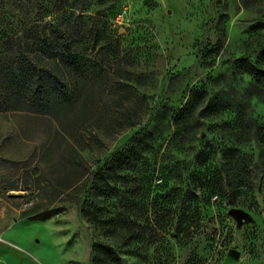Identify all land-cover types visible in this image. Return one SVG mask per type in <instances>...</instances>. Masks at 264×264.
<instances>
[{"label":"rangeland","instance_id":"obj_1","mask_svg":"<svg viewBox=\"0 0 264 264\" xmlns=\"http://www.w3.org/2000/svg\"><path fill=\"white\" fill-rule=\"evenodd\" d=\"M83 7L88 14L104 9L123 49V71L113 72L125 82L104 95L96 114L69 110L63 120L80 123L74 134L93 146L83 152L93 170L135 143L138 155L113 179L120 199L111 198L109 207L139 217L145 228L151 221L146 231L168 228L159 243L117 248L115 264H264L262 146L246 140L235 111L213 110L226 91L264 125V103L247 94L255 81L241 68L242 59L257 63L262 56L256 53L264 47V0H86ZM190 102L189 131L176 133V115ZM129 121L138 125L118 128ZM63 134L52 117L0 112V238L17 224L13 233L30 235L38 262L93 264V247L104 238L77 206L63 202ZM243 143L258 164L254 187L236 199L208 197L222 151ZM232 209L242 212L241 221ZM195 215V232L176 238V227Z\"/></svg>","mask_w":264,"mask_h":264},{"label":"trees","instance_id":"obj_2","mask_svg":"<svg viewBox=\"0 0 264 264\" xmlns=\"http://www.w3.org/2000/svg\"><path fill=\"white\" fill-rule=\"evenodd\" d=\"M85 1L0 0V112H28L56 119L69 144L64 160L63 202L77 206L84 221L93 225L104 238L93 247L96 252L93 264H115L117 248L133 244V249H137L145 242L159 243L168 228L159 225L160 228L152 226V231H146L154 225L151 221L145 228L138 223L139 217L131 220L126 211L109 207L111 198L120 199V189L112 184L113 179L138 155L135 143L117 160L112 159L93 170L83 156V152L91 151L93 146L74 134L80 131V123L63 120L69 110L81 113L84 109L96 114L102 107L104 95L114 85L123 86L125 82L120 77L116 79L113 72L115 69L123 71L124 60L116 32L107 21L104 9L88 14L83 7ZM53 14L56 16L49 19ZM256 54L262 55L257 63L247 57L241 60V68L255 81L247 94L264 103V47ZM215 101V112L235 111L236 126L247 141L259 142L263 160L264 125H258L251 112L240 107L226 91L216 96ZM190 107L191 102L177 113L176 133L189 131L185 118ZM137 125L136 121H129L118 128ZM246 146L243 143L224 148L222 164L208 179V197L236 199L254 187L258 164L243 151ZM201 203H194L195 211H200ZM200 220L195 215L186 220L185 226L178 225L176 238H189ZM127 231L132 234L129 241Z\"/></svg>","mask_w":264,"mask_h":264},{"label":"crops","instance_id":"obj_3","mask_svg":"<svg viewBox=\"0 0 264 264\" xmlns=\"http://www.w3.org/2000/svg\"><path fill=\"white\" fill-rule=\"evenodd\" d=\"M16 226L17 224L9 226L6 230L3 231L1 235L0 264H46L43 261L38 262L36 260V258L41 256V253L36 251L37 254H33V251H35V242L27 232L20 231L17 233L16 231L15 233H13L12 230L15 229ZM12 236L17 237L18 241L19 238H22L27 243L23 245L15 242L13 241ZM38 243H40V241ZM44 257L45 260L48 261V263H51L47 255H45Z\"/></svg>","mask_w":264,"mask_h":264},{"label":"water","instance_id":"obj_4","mask_svg":"<svg viewBox=\"0 0 264 264\" xmlns=\"http://www.w3.org/2000/svg\"><path fill=\"white\" fill-rule=\"evenodd\" d=\"M230 215L234 216V218L236 220H238V221H241L242 218L244 217L243 214H242V212L240 210H238V209H232L230 211ZM233 254L236 255V256H238V252L237 251H233Z\"/></svg>","mask_w":264,"mask_h":264}]
</instances>
